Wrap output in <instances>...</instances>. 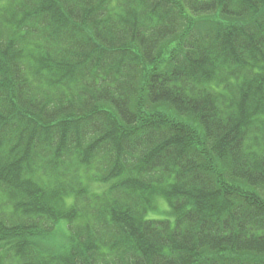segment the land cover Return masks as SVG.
<instances>
[{
    "label": "trees",
    "instance_id": "1",
    "mask_svg": "<svg viewBox=\"0 0 264 264\" xmlns=\"http://www.w3.org/2000/svg\"><path fill=\"white\" fill-rule=\"evenodd\" d=\"M0 264H264V0H0Z\"/></svg>",
    "mask_w": 264,
    "mask_h": 264
},
{
    "label": "rangeland",
    "instance_id": "2",
    "mask_svg": "<svg viewBox=\"0 0 264 264\" xmlns=\"http://www.w3.org/2000/svg\"><path fill=\"white\" fill-rule=\"evenodd\" d=\"M170 212H169V207L166 204V201H164L163 199H158L156 201V204L154 206V210L152 211L150 217L152 218H156L159 220H166L170 218ZM61 237L63 238V234H61Z\"/></svg>",
    "mask_w": 264,
    "mask_h": 264
}]
</instances>
